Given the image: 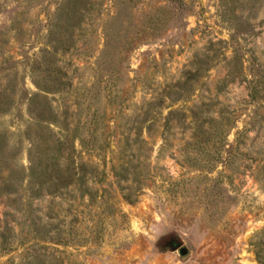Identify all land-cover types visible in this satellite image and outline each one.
Masks as SVG:
<instances>
[{
    "label": "rangeland",
    "instance_id": "obj_1",
    "mask_svg": "<svg viewBox=\"0 0 264 264\" xmlns=\"http://www.w3.org/2000/svg\"><path fill=\"white\" fill-rule=\"evenodd\" d=\"M0 157V264L264 263V0H0Z\"/></svg>",
    "mask_w": 264,
    "mask_h": 264
},
{
    "label": "trees",
    "instance_id": "obj_2",
    "mask_svg": "<svg viewBox=\"0 0 264 264\" xmlns=\"http://www.w3.org/2000/svg\"><path fill=\"white\" fill-rule=\"evenodd\" d=\"M74 12V15L76 14V9H72ZM62 17L69 16L67 13H61ZM60 16V17H61ZM61 28V25H58V29ZM66 32V29L64 30ZM54 38L58 42L59 45L64 44L66 42L64 39V36L55 35ZM253 63V67L255 68L256 65ZM255 93L253 87H252V94ZM151 114V113H150ZM149 114V116H150ZM41 116V115H38ZM151 118H153L151 116ZM142 127V126H141ZM37 131H39L38 135V141H36L32 147V149L29 151L28 157L30 162V168H29V183L32 186L31 191L37 187L36 191H33L37 193L42 188H46L49 192H55L59 189L60 186L68 185L70 182H72V176H75V173H71V175H67L65 178L56 177V180H52V176L56 171V165L53 163L54 159L61 153H63L66 150V145L68 141H73L75 138H81V133L78 128L75 129L74 134L71 137V140L68 139L67 132L64 134V138H56L52 131L48 128V126H43L41 123H38L36 125ZM36 131V132H37ZM96 132V128L90 133L89 137H92ZM93 140L94 137H92ZM80 142L82 144H85L84 139H81ZM68 146V145H67ZM1 158V157H0ZM58 174V172L56 173ZM3 247L0 250V252L8 251L10 248L8 247L7 238L5 237L3 239ZM26 264H46V258L42 254L34 255ZM50 264H56V263H50ZM261 264H264L261 262Z\"/></svg>",
    "mask_w": 264,
    "mask_h": 264
},
{
    "label": "water",
    "instance_id": "obj_3",
    "mask_svg": "<svg viewBox=\"0 0 264 264\" xmlns=\"http://www.w3.org/2000/svg\"><path fill=\"white\" fill-rule=\"evenodd\" d=\"M171 247L173 250L178 251L180 257H186L188 255V250L179 243H172Z\"/></svg>",
    "mask_w": 264,
    "mask_h": 264
}]
</instances>
